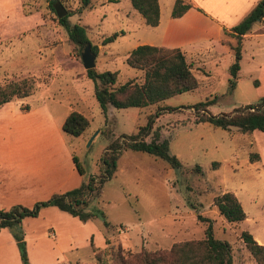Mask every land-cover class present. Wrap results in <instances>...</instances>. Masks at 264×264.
Here are the masks:
<instances>
[{
	"label": "rangeland",
	"instance_id": "374dc122",
	"mask_svg": "<svg viewBox=\"0 0 264 264\" xmlns=\"http://www.w3.org/2000/svg\"><path fill=\"white\" fill-rule=\"evenodd\" d=\"M49 1L0 0V85L25 78L30 88L26 95L10 98L12 108L25 111L12 122L17 128V136L12 139L24 148L0 159V185H5L7 192L0 209L14 205L31 208L52 193L62 192L48 194L44 185L57 182L68 167L77 170L73 155L82 171L73 187L90 176L97 186L84 208L91 212L86 219L71 214L73 219L64 220L51 212L57 206L46 204L40 205L35 215H24L4 226L14 240V234L22 236L29 264L94 263L92 248L102 249L109 243L135 251L201 238L208 221L197 218L198 213L209 218L215 237L230 242L232 264H256L239 231H261L264 235V131H241L233 125L222 128L198 121L205 110L228 113L255 102L256 95H264V70L245 63L250 59L248 46L254 47L256 39L245 42L241 77L231 95L224 93L227 77L217 65L211 78L199 76L195 88L142 107L106 105L103 111L94 96V81L81 63L83 46L68 38ZM57 1L70 12L68 23L83 25L89 42L96 46V71H116L114 85L128 79L143 81V69L128 65L124 54L133 47L137 33L151 30L149 27L102 42L103 37L119 33L123 27L127 18L124 13L131 8L129 0H89L86 5L80 0ZM167 7L162 0V13ZM260 24L256 20L253 29L260 31ZM210 98L209 104L199 105L196 110L190 106ZM164 106L173 109H161ZM70 110H78L88 119L78 135L57 126ZM157 110L160 113L153 116L151 128L140 136L149 140L157 130V139H166L168 152L180 165L170 166L160 156L121 146L112 174L98 180L105 173L101 157L110 149L109 144L122 145L128 139L126 134L135 133L137 126L144 125L148 115ZM104 126L110 129L106 136L99 131ZM251 152H257L258 158L250 161ZM212 161H216L215 166ZM224 190L239 197L244 211L251 216L249 221L228 222L218 213L212 197ZM67 229L71 232L69 238L65 237ZM4 252V264L21 263L16 241ZM103 257L109 261L108 254Z\"/></svg>",
	"mask_w": 264,
	"mask_h": 264
},
{
	"label": "trees",
	"instance_id": "16d2710c",
	"mask_svg": "<svg viewBox=\"0 0 264 264\" xmlns=\"http://www.w3.org/2000/svg\"><path fill=\"white\" fill-rule=\"evenodd\" d=\"M82 5H86L89 0H80ZM54 0L49 1L53 8ZM131 6L135 8L149 25H155L158 21L157 0H129ZM189 3L182 0H173L169 14L170 16L180 15ZM70 12L57 18L67 32L68 38L83 46L86 42L90 44V51L95 53L96 46L91 44L86 36L85 28L79 23L69 24L66 16ZM264 15V0H257L250 11L236 24L230 27L234 33L236 42L233 45V60L228 66L229 76L226 80L225 94H230L234 87L235 77L239 67L240 58V37L246 32L252 21L260 19ZM118 32H112L103 37L102 42L115 38ZM125 62L135 68L143 69V81L137 83L132 79L114 85L116 71L103 70L96 71L93 67L86 68L85 73L94 81V96L104 111L106 105L114 107L145 106L162 100L173 94L194 88L197 85V78L190 69V65L185 61L181 50L178 47H164L147 43L137 44L132 47L125 56ZM29 82L22 78L20 80L9 81L0 85V105L9 100L12 96H23L29 92ZM213 98L197 101L190 106L194 110L199 105H207ZM161 109H173L164 106ZM160 113L155 111L148 115L144 125H138L135 133L126 134L127 140L122 144L111 142L110 149L102 155L103 170L98 176V180L109 177L115 169L116 156L119 148L131 147L136 150H143L164 158L170 166H179L180 162L176 156L168 152L166 139H157L158 131H153L152 138L143 139L141 134H146L151 128L153 116ZM198 121H208L213 125L228 128L229 125L237 126L241 131H250L254 128L264 131V95L257 97L253 103H247L236 107L230 112L213 114L205 110L204 115L198 116ZM88 119L78 110H70L63 118L60 128L71 135L80 134L87 126ZM100 133L108 135L110 129L100 128ZM141 135V136H140ZM120 145V146H119ZM79 173H82L77 164L76 157L72 156ZM258 158L257 152L249 154V160ZM212 166L216 161H212ZM94 178L90 176L86 181H82L78 186L62 192L52 193L44 200L36 202L33 207L27 208L22 205H14L9 209H0V228L9 226L17 222L24 215H35L40 205L51 204L58 208L77 216L79 219H86L91 212L84 210L87 200L93 189ZM97 193V192H96ZM212 203L218 213L228 222H237L244 218L245 213L242 206L230 190L221 191L212 197ZM197 218L207 220L204 229V236L201 238H188L170 243L166 248L148 250H124L120 245L109 243L105 248L93 249L94 263L78 264H232L230 242L225 238H218L213 235L209 218L201 216ZM19 247L20 264H29L27 256L22 246V236L13 235ZM239 238L244 247L252 256L256 264H264V244L258 243L251 233L246 229L239 231ZM104 253L108 254V259H104ZM107 261V262H106Z\"/></svg>",
	"mask_w": 264,
	"mask_h": 264
},
{
	"label": "crops",
	"instance_id": "0c3cea01",
	"mask_svg": "<svg viewBox=\"0 0 264 264\" xmlns=\"http://www.w3.org/2000/svg\"><path fill=\"white\" fill-rule=\"evenodd\" d=\"M161 1L157 0L158 21L155 25L147 24L144 21V17L132 6L128 8L124 13L127 18L124 20L123 27L120 28L117 36L120 38L128 31H136L139 27H149L151 30L146 31L143 29L137 33L133 47L141 43L164 47H178L185 61L190 65L192 72L198 75L196 77L197 85L199 83V76L202 75L205 79L211 78V72L214 70V67L216 69L217 65L223 68L224 76L228 77V66L233 60V45L236 42L235 35L230 27L241 20L255 5L257 0H182L183 2L189 3V6L178 16H170L169 14L173 0H164L168 6L165 14L161 11ZM257 20L261 22V29H258L260 31H257L255 28L253 29V24L256 21L254 20L251 22L247 31L241 34L239 67L230 95L237 87L241 77L239 72L242 70V60L245 57V42L246 40L249 41V38L254 37L256 42L254 43V47L251 45L248 46L250 47V51H248L250 59H246L245 63L256 70H264V19L261 17ZM261 37H263L261 43H258ZM129 50L126 51L124 56ZM248 66H245V68ZM226 68L227 71H225ZM259 96V94L256 95V97ZM39 105L44 106V103ZM68 108L71 107L68 105ZM22 110L12 108L10 106V99L0 105V159L11 155L13 152L23 151L24 147L12 139V136H17V128L15 126L12 127V122L22 114L20 113ZM66 114L64 113L58 123L56 122L57 126H60ZM47 116L50 117V114L47 113ZM262 165L264 169V164ZM80 175L81 173L74 170L73 167H68L63 177L57 178V182L53 180L47 183V185H44V188L49 190L48 194L53 191H64L78 184ZM6 195L5 185H0V202L1 199H6ZM235 196L239 200L236 194ZM239 202L241 204L240 200ZM0 207H2V203H0ZM51 212L68 221L73 219L72 217H75L59 208H56V210L52 209ZM244 213V218L237 222L249 221L251 216L245 211ZM262 230L264 231V228ZM70 233V230L67 229L65 237L69 238L71 236ZM250 233L258 243L264 244V235L261 231ZM14 243L15 240L10 232L6 228L1 227L0 264L1 262L4 264L7 259L4 252L5 247L9 245L14 246Z\"/></svg>",
	"mask_w": 264,
	"mask_h": 264
},
{
	"label": "water",
	"instance_id": "95a60500",
	"mask_svg": "<svg viewBox=\"0 0 264 264\" xmlns=\"http://www.w3.org/2000/svg\"><path fill=\"white\" fill-rule=\"evenodd\" d=\"M53 9L55 11V15L57 18L66 14V9L57 0L53 2ZM80 59H81V63H82L84 68L93 67V65H94V62H93L94 53L90 51V44L88 42H86L82 47V50L80 52Z\"/></svg>",
	"mask_w": 264,
	"mask_h": 264
},
{
	"label": "built area",
	"instance_id": "2783aa9c",
	"mask_svg": "<svg viewBox=\"0 0 264 264\" xmlns=\"http://www.w3.org/2000/svg\"><path fill=\"white\" fill-rule=\"evenodd\" d=\"M262 18L264 19V15L262 16Z\"/></svg>",
	"mask_w": 264,
	"mask_h": 264
}]
</instances>
